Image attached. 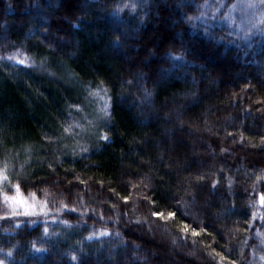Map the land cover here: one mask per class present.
Instances as JSON below:
<instances>
[{
    "label": "trees",
    "instance_id": "obj_1",
    "mask_svg": "<svg viewBox=\"0 0 264 264\" xmlns=\"http://www.w3.org/2000/svg\"><path fill=\"white\" fill-rule=\"evenodd\" d=\"M205 2L0 0L4 264H264V26Z\"/></svg>",
    "mask_w": 264,
    "mask_h": 264
},
{
    "label": "snow or ice",
    "instance_id": "obj_2",
    "mask_svg": "<svg viewBox=\"0 0 264 264\" xmlns=\"http://www.w3.org/2000/svg\"><path fill=\"white\" fill-rule=\"evenodd\" d=\"M123 7H131L132 10L135 9V5H128L125 4L123 5ZM201 7L204 8H209L211 7L208 3L207 0L205 2L204 5H201ZM223 7V4H218L216 6V8L214 9V11H219L220 8ZM243 8L245 10H252L251 12V19L253 21L252 23V27L253 28H260V26H264V0H238V3L231 5L228 15H227V19L232 20V22H234V19L232 17V12L234 10H236L237 8ZM117 11H122V8L118 7ZM203 15V13H202ZM189 19H194L193 17H189ZM196 19H199V17H196ZM247 34V33H246ZM9 60H15L16 56H9L8 57ZM17 63L20 64H24L25 60L24 59H19L17 60ZM103 91L105 92V96H100V92ZM106 89H97L95 91H90V95L93 96H99L101 100L104 101V104L102 107H100L98 109V111L102 114L101 118L105 120V122L107 123V121L110 119L111 117V112H110V97L106 98ZM89 123H91V121H89ZM73 127H81L79 124H75V125H68L66 127H64V132L65 133H69L71 134ZM98 139L103 140L105 142L108 141L109 137L107 133H101L98 136ZM83 151H87V148H84ZM7 184L10 188L14 189V192L12 195H8V193L4 190V185ZM215 186V185H213ZM45 195H47V192H45ZM0 196H2L3 201L5 202L6 205H10L12 208V214L15 215L17 212V209L20 208H31L34 207L35 204L34 203H29V198H31V200L34 202L36 197H35V193H30L28 197H25L24 193L21 191L20 188V184L19 183H15L13 184L8 176V166L7 163H5L4 165L0 166ZM122 199L125 201V203H127L128 201V197H122ZM260 202L262 205H264V193L260 194ZM63 204V202H61ZM42 206L46 207L47 206V202L44 201L42 202ZM64 207H67V205H63ZM73 211H75V209H73ZM153 216H157L160 217L161 219H166L165 215L163 212H153L152 213ZM175 216L174 212L169 211L167 213V217H173ZM66 223V222H65ZM188 225L185 224L183 227L184 231L188 230ZM47 228L44 229V232L47 233ZM108 234L106 231L102 232L101 235H105ZM117 235H119V233H117ZM192 235L196 236L199 235V233L193 229L192 230ZM89 239H91V237H89ZM7 256H11V250H9L6 254ZM216 256H219L221 261H224L226 259V257L222 256L220 253H216ZM73 260L76 259L75 256L72 257ZM262 260H264V257H261ZM0 264H4L3 260H0ZM230 264H235V262H230Z\"/></svg>",
    "mask_w": 264,
    "mask_h": 264
},
{
    "label": "rangeland",
    "instance_id": "obj_3",
    "mask_svg": "<svg viewBox=\"0 0 264 264\" xmlns=\"http://www.w3.org/2000/svg\"><path fill=\"white\" fill-rule=\"evenodd\" d=\"M163 27V31H165L164 33H167V29ZM99 106H103V104H99ZM101 113H98L97 118L99 119L101 117ZM27 197V196H25ZM42 200H39L38 198L35 199V201L33 202L31 200V198H29V203H34L35 206L31 207V208H20L17 209V212L15 215H12L11 218L16 222V223H22L25 220H28V222H38L39 220L44 219L47 215H51L48 211H47V206L43 207L42 206ZM9 208L12 210L11 206L8 205ZM33 219V220H32Z\"/></svg>",
    "mask_w": 264,
    "mask_h": 264
}]
</instances>
